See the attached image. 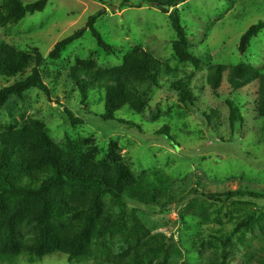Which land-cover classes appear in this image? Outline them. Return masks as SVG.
Returning a JSON list of instances; mask_svg holds the SVG:
<instances>
[{
    "label": "rangeland",
    "instance_id": "rangeland-1",
    "mask_svg": "<svg viewBox=\"0 0 264 264\" xmlns=\"http://www.w3.org/2000/svg\"><path fill=\"white\" fill-rule=\"evenodd\" d=\"M2 4L0 0V11ZM173 10L185 28L190 52L200 58L197 67L174 55L175 33L169 22ZM97 11L103 13L95 27L113 47L112 54L100 49L85 27ZM262 21L264 0H186L166 12L142 0H47L43 10L15 22L0 16V43L39 54L37 69L50 91L49 97L37 88L10 96L0 108V133L36 121L64 153L82 152L109 173L124 164L134 182H154L157 198L170 202L141 204L106 194L92 215L97 229L78 248V257L69 259L73 231L84 211L61 202L70 206L88 198V188L63 182L52 191L45 216L53 234L44 243L39 239L43 224L34 216L37 203L28 199L16 204L6 197L0 206V264H131L135 250L158 234L162 250L149 252L136 264H264V109L259 84L251 81L233 90L226 72L215 91L207 81L209 67L216 64L237 66L246 76L264 71V29L244 53L238 51L241 35ZM80 28L85 29L82 36L58 59L49 57L57 41ZM133 45L166 64L168 73L161 70L156 84L118 82L122 101L116 120H104L105 85L110 73L123 67ZM33 68L34 62L15 76L0 75V88L25 79ZM72 68L95 72L84 102ZM180 77H189L192 103L183 104L171 86ZM229 103L239 116L234 127ZM65 108L81 122L71 125ZM161 128L173 142L158 133ZM122 212L135 216L144 229L135 227L133 237L125 227L99 231L98 223L107 214L119 219ZM241 222L245 224L235 231Z\"/></svg>",
    "mask_w": 264,
    "mask_h": 264
},
{
    "label": "trees",
    "instance_id": "trees-1",
    "mask_svg": "<svg viewBox=\"0 0 264 264\" xmlns=\"http://www.w3.org/2000/svg\"><path fill=\"white\" fill-rule=\"evenodd\" d=\"M0 16L3 20L13 22L19 20L25 14H32L45 8L47 0H37L30 3H24L22 0H2ZM101 1V0H97ZM186 0H142V2L153 4L160 3L164 6L161 10L166 12L168 8L177 3ZM233 2L234 0H230ZM128 0H123V4ZM102 11H97L88 16L85 27L90 31L95 39L96 45L106 54L114 53L113 47L106 42L95 27L96 20L102 15ZM169 22L175 33V39L172 41V49L175 57L181 63L189 62L197 67L200 58L192 54L189 50V41L184 26L180 23V18L176 10L169 14ZM264 29V21L250 25L241 35L238 43V51L244 53L249 46L252 38ZM84 28H80L72 34L57 41L49 52V57L58 59L61 52L72 42L79 39ZM34 62V68L25 79L6 87L0 88V108L6 103L12 95H21L25 90L37 88L44 92L48 97L50 91L48 86L42 81L37 67L41 64L42 58L39 54H31L17 50L7 43H0V75L15 76L23 72L28 65ZM161 70L168 73V66L162 64L158 59L148 54L138 45H133L127 57L124 59L123 67L110 73V83L105 85L104 111L101 117L104 120H116L115 112L122 101L121 88L117 84H127L132 82L150 81L154 84L160 77ZM94 71L90 69L72 68V78L77 85L81 95V102L87 98L88 87L92 84L89 78H94ZM226 72L229 85L236 90L251 81L259 84L258 99L264 109V71L260 74H245L237 66H210L207 72V81L213 91L221 85L223 73ZM83 74V76H81ZM246 76V77H245ZM172 88L177 92L179 100L183 104L192 103L193 95L189 86V77H180L172 81ZM231 125L234 127L237 122V108L231 103ZM65 113L71 123L75 125L81 120L74 118L72 113L65 108ZM124 122L123 120H119ZM130 124V123H129ZM133 125V124H131ZM44 127L38 122L32 121L31 126L9 130L0 133V206H2L6 197L13 198L16 204H22L25 200L31 199L35 205L34 216L43 224L39 239L42 243L51 238L53 231L47 224L46 211L49 206V200L52 191L58 188L63 182L76 184L88 188L89 196L81 199L75 204L68 206L64 201L62 206L68 209H77L84 211L83 216L76 224L71 241L69 259H76V251L87 240L88 234L96 230L92 215L98 210L101 198L106 194L114 195L117 198L141 203V204H161L167 205L170 202H161L157 198V192L154 182L137 183L132 180L128 168L124 164H116L113 171L96 168L86 156L79 151L64 153L48 137ZM158 133L163 134L171 142L174 137L164 128ZM157 182L163 189L164 180L157 175ZM82 218V219H81ZM245 222H241L234 228L238 231ZM99 231L104 228L113 229L125 227L126 234L133 237L135 227L144 229V226L130 213L122 212L121 218L115 219L110 214L98 223ZM163 237L161 234L151 235L143 249H137L133 253L132 263L136 264L143 257H149V252L161 251ZM80 259H83L82 257Z\"/></svg>",
    "mask_w": 264,
    "mask_h": 264
},
{
    "label": "water",
    "instance_id": "water-1",
    "mask_svg": "<svg viewBox=\"0 0 264 264\" xmlns=\"http://www.w3.org/2000/svg\"><path fill=\"white\" fill-rule=\"evenodd\" d=\"M155 7L159 8V9L164 8V6L162 4H160V3H156ZM165 8H169V7H165Z\"/></svg>",
    "mask_w": 264,
    "mask_h": 264
}]
</instances>
